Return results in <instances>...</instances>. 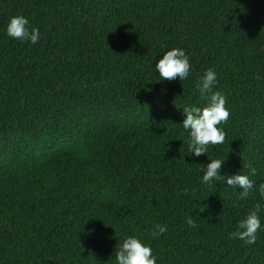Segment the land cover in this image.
Returning <instances> with one entry per match:
<instances>
[{
	"label": "trees",
	"instance_id": "obj_1",
	"mask_svg": "<svg viewBox=\"0 0 264 264\" xmlns=\"http://www.w3.org/2000/svg\"><path fill=\"white\" fill-rule=\"evenodd\" d=\"M17 15L37 44L5 34ZM173 48L186 81L155 72ZM210 68L230 117L197 157L182 108L206 106L195 84ZM208 158L264 183V0H0V264H115L131 235L157 264H264V232L228 238L264 201L202 184Z\"/></svg>",
	"mask_w": 264,
	"mask_h": 264
},
{
	"label": "clouds",
	"instance_id": "obj_2",
	"mask_svg": "<svg viewBox=\"0 0 264 264\" xmlns=\"http://www.w3.org/2000/svg\"><path fill=\"white\" fill-rule=\"evenodd\" d=\"M5 34L22 44L35 45L41 39L40 30L31 27L28 18L21 15L10 18ZM154 69L161 81L169 82L177 78L180 81H186L192 73L190 57L182 48L166 51L155 63ZM217 84V73L211 68L208 69L195 84L199 99L205 102L206 106L190 104L182 108L185 119L180 125L183 132L187 134V148L192 156L207 155L210 146L221 145L225 141L226 133L222 125L228 122L230 111L226 107L225 95L214 90ZM209 161L207 165L200 168L203 173L200 178L202 184L211 187L217 181L226 182L232 190L240 189L239 199H246L250 193L258 191L260 200L264 201V183L257 186L255 181L249 178V176L257 175L256 168L248 165L249 175H222L221 168L225 160L209 159ZM262 213H264V203L257 202L250 212L237 221L235 230L229 233L228 238L242 241L243 246L255 245L259 240L258 234L264 232V224L261 222ZM189 224H192L191 219ZM167 231L166 224L157 223L150 232V237L158 239ZM113 257L115 264H157L158 259L151 246L137 235L122 237V242L117 245Z\"/></svg>",
	"mask_w": 264,
	"mask_h": 264
}]
</instances>
